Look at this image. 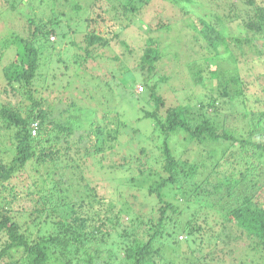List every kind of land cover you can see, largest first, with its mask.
Segmentation results:
<instances>
[{"label":"trees","instance_id":"trees-1","mask_svg":"<svg viewBox=\"0 0 264 264\" xmlns=\"http://www.w3.org/2000/svg\"><path fill=\"white\" fill-rule=\"evenodd\" d=\"M28 1L34 6L25 15L20 5ZM135 1L0 0V24L8 27L0 35V84L4 83V96L0 94V264H216L219 252L224 253V258H218L222 264H264V196L259 192L264 189V104L257 108L249 102L250 93L264 94V0H223L212 7L203 0H172L182 12L175 26V14L168 18L163 10L157 13L161 16L158 30L169 27L178 36L170 45L172 58L178 59V48L191 38L186 39V29L196 33L190 39L196 58L186 44V65L191 69L186 85L192 79L197 87L207 88L210 79L218 83L217 88L204 89L168 107L158 89L159 82L170 77L156 78L157 64L165 56L163 47L154 36L137 43V35L129 31L133 22L127 14L141 12ZM204 6L211 12L200 14L197 9ZM108 47L116 52L105 55ZM119 47L124 50L117 53ZM122 54L128 56L129 69L141 72V92L138 78L130 89L118 88L125 87L117 80L123 75ZM107 63L111 68L98 70ZM247 63L253 73L247 72L249 65L246 71L241 68ZM250 76L256 78L250 80ZM56 82L64 91L58 109L45 97ZM77 82L87 104L76 97ZM109 87L121 91L120 102L125 100L134 114L141 113L138 120H149L148 136L142 134L141 124L135 130L118 103L104 104ZM11 94L15 100L7 101ZM144 99L147 104L140 105ZM229 99L237 103L225 107L226 114L243 117L240 128L228 126L225 115L219 118L224 113L222 103ZM233 106L240 109L232 110ZM129 125L134 134L139 131L142 138L159 142L154 146L158 155H153L145 137L139 140L145 146L138 144L130 155L121 152L112 162L107 160L121 129ZM179 141L210 144L214 147L210 155L217 156L214 163L220 168L212 179L206 170L199 171L200 179L192 174L198 190L188 198L178 174L184 172L186 177L193 168H181L174 149ZM235 148L238 154L230 162L225 158ZM151 158L162 159L163 173L148 185ZM28 165H33L37 178L28 185L27 205L22 204L24 197L14 179ZM224 165L227 169L222 170ZM94 168L119 175V187L156 195L162 203L158 222L141 218L133 210L134 202L117 212L115 201L106 205L87 176ZM137 172L140 175L124 178ZM170 190L180 195L176 202L169 200ZM187 206L192 210L188 219L177 221L178 228H165L168 211L179 219ZM23 213L32 222L44 216L57 231L46 236L31 231L27 222H21ZM241 236L251 240L246 257L235 255L238 248L231 247ZM116 237L119 241L112 242ZM198 251L206 253L198 257ZM228 254L234 260L228 261ZM173 255L179 257L176 263Z\"/></svg>","mask_w":264,"mask_h":264},{"label":"rangeland","instance_id":"rangeland-1","mask_svg":"<svg viewBox=\"0 0 264 264\" xmlns=\"http://www.w3.org/2000/svg\"><path fill=\"white\" fill-rule=\"evenodd\" d=\"M205 2V5H209V6H213L214 2H223V0H203ZM137 8H140V13L137 12H129L127 15L129 16L128 18L132 19V25L129 28V31L132 33H135L137 35V37H135L134 41L137 43H141L143 44V39L147 36H154V38L156 40H158L159 44L161 45V47H163V50L165 51V56L162 60L159 61V63L157 64V70L156 72L158 74H156V78L157 79H163L165 78V75L170 77V79H167L165 81H160L159 82V94L163 96L166 105L165 106H173V105H177V103L182 100V101H188L189 97H193L194 94H200V92H202V90L204 91V89H212L214 87L217 88V80L216 79H210L209 81L206 82L207 88L199 85L198 87L196 86V84H194V81L192 79L191 83H187V79L189 78V75L191 73V69H189L187 67V58L185 57V54L187 51L192 50L193 51V55L196 58L198 56V54L196 53L195 49H193V44L191 43L190 39H193V37H195L196 33L193 32L191 30L190 27H188L186 29V32L188 34L187 38H190L188 40L187 43H182V45L178 48L177 53H178V59L176 58H172L170 51L173 50L172 47L170 46L172 44V42H174V40L178 37L176 35V31L174 29H169L168 28H163V29H159L160 27V20H161V16L158 15L157 13L160 12L161 10H163L164 16L166 17H172L173 16V23L175 26V22L176 20H178L179 18H181L182 12H180L178 6L172 5V0H150L149 2H142L139 0L135 1ZM239 3V2H238ZM20 10L23 14L27 15L29 14L32 10H33V3H31V1H28L27 3L21 4L20 5ZM175 6V7H174ZM164 8V9H163ZM118 10V9H117ZM197 11L200 14H204V12H211V10H208L207 6L204 7H198ZM121 12H123V10H121ZM112 14V13H111ZM196 20V19H195ZM151 28V30L149 29ZM11 30V29H10ZM8 31V27L4 24H0V35H4L5 33H7ZM184 36V35H183ZM185 39V36H184ZM189 45L190 47L187 48L186 51V46ZM165 46V47H164ZM176 46V45H175ZM199 46V45H198ZM136 47V46H135ZM197 50L200 49V46L196 48ZM124 49L123 48H118V52H122ZM116 51L112 48V47H108L106 48V53L105 55H109L110 53H115ZM10 55H13V53H11ZM10 59L12 57H9ZM127 60H128V56L127 54H122L119 60V64L121 66V70L123 75L117 79L119 80L120 84H125V87H123L122 85H118V88L120 87V89H124L129 86H132V84L134 83V81L137 79L138 82H136V85L138 84H143L140 83L141 81V72L138 71H132L131 69H129V66L127 64ZM132 61V60H131ZM204 62H206V60H204ZM241 68H243V70H247L248 65L250 66L249 69L247 70L248 73H253L252 69H251V63H247L246 64H240ZM103 67L105 68H111V65L109 63L101 66L98 68V70L100 71ZM259 69L256 68V71ZM55 74L59 75V71L55 70ZM107 71V70H104ZM125 71H127L126 73H124ZM98 72V71H97ZM51 76V75H50ZM49 76V78H50ZM95 77L97 78V74L95 75ZM167 77V78H168ZM250 80H254L256 77L255 76H250L249 77ZM60 79V78H59ZM57 79V82L58 80ZM43 80V79H42ZM262 81L264 80V75L262 76ZM1 81V80H0ZM49 82H53L52 79H49ZM56 82V85L53 86L51 89H48L47 92L45 93V97L49 98L50 103H52L51 105L54 106L55 104V108L54 109H58L59 108V102L58 99L61 97L63 99V94L64 91L63 89H61L60 87H56L58 85V83ZM98 82V80H97ZM253 82V81H252ZM41 83V82H40ZM103 83V82H101ZM55 84V83H54ZM76 89L79 93V95H77L78 93H74L72 92L78 99L82 98V102L83 105L84 103H88L89 100L85 99L83 96L84 94L82 93L81 89L79 90L78 85L79 83L77 82L75 84ZM138 85V86H140ZM144 85V84H143ZM137 86V87H138ZM3 87H4V83L2 82L0 84V94L2 96H4V94L2 93L3 91ZM117 87V86H116ZM136 87V88H137ZM44 88L46 89V87L44 86ZM126 92H128V90H126ZM183 89L185 90V92H183ZM71 92V90H70ZM121 92V91H120ZM120 92L119 90L116 91V88H112L109 87L108 91L107 89L105 90L104 96H105V100L106 102L104 103L105 105H114L116 103L119 104V107L121 110H124L125 112V118H127L130 123L132 124V126L135 128H139V125L141 124L142 126V134L144 135H149L150 134V127L149 125L147 126V124H149V120L148 119H143V120H138V116H141V113L138 115L137 113L134 114V109L132 106L127 105L126 101L124 100L122 103L120 102L122 100V97H120ZM70 93V94H72ZM83 94V95H82ZM185 94V95H183ZM107 96V97H106ZM127 96V95H126ZM130 97H132L130 95ZM129 97V98H130ZM133 98V97H132ZM5 99V98H4ZM7 99H11V100H15L14 95L11 94L9 97H6ZM143 99V98H142ZM249 99L251 102V105L256 104L257 108H259L261 106V104H264V94L260 95V94H255L253 95L252 93H250L249 95ZM128 100V99H127ZM8 101V100H7ZM130 101V100H128ZM145 101V102H144ZM143 103L141 101L140 105H144L147 104L146 99H144ZM227 103H222V109H224V113L221 112V114L219 115V118H222L224 115L226 116V118L228 119V126H234L236 127V124L239 126V128L241 126H243L244 120L243 117L239 116L236 119L234 118V116L228 115L226 114V112H228L227 110L225 111V107L228 108V106H232L234 103H237L236 101H234L233 99H229L227 100ZM136 102V101H135ZM230 102V103H229ZM132 104H134V100H132L131 102ZM181 103V102H180ZM136 105L139 104L138 102L135 103ZM242 107V105L240 106ZM240 107L238 106H233L232 110H239ZM223 114V115H222ZM215 116V115H214ZM218 119V117H217ZM239 120V122H237L236 120ZM138 120V121H137ZM139 121H141V123H139ZM131 130V131H130ZM133 128L130 129V125L128 126V129L126 128H122L120 133H119V137H118V141L117 143H113L112 145H114V147H116L115 151L107 154V157L109 159H107L108 161H113V156L116 154L117 156H121L123 152H127V155H130L133 152V149L135 147H138V144L140 146H145V142L148 143V145H150L148 148L153 150V155L156 156L158 155V150H155L156 147L155 144L159 143L156 142L154 143L152 140L149 141V139H147V136H144L143 138L140 136V132L136 131L135 134L132 132ZM146 137V139H145ZM145 139V142H142V144L139 143V140ZM161 139V138H160ZM154 145H152V144ZM215 146H219L220 143H214ZM147 145V146H148ZM224 146V145H221ZM214 147L210 146V144L208 143H203L202 145L198 144V143H192V142H184V141H179L176 144V154L177 156H179V162L182 167L187 168V170L189 168H193L192 170L189 171V174H187L188 176H184L183 173L181 172L178 174L179 177H181L185 183V187H184V193L186 194L184 198H188L190 194L195 193L196 190H198L196 184H194V180L192 177L195 173L196 178L200 179L202 174V170H206L207 173H209V178H214L216 177L217 174H220L218 170H220V168L214 163L215 159H217L216 157H211L210 154L214 155V149H212ZM138 151V148L136 149ZM235 151L231 150L230 154L227 158L230 160V162L232 161L233 156H237L238 152L236 150V148L234 149ZM122 152V153H121ZM6 156L8 157V151L6 153ZM222 157V156H220ZM185 159H189L190 161H186ZM150 161V165L149 167L152 169V172H150L148 175L149 177V181L148 178H146V181H148V185L152 184L153 182H155L156 180H158L160 178L159 174H162L163 171L160 168V166H162V159H149ZM229 162V163H230ZM131 164H134V162H132ZM187 164V166H186ZM194 164H196L194 166ZM215 164V166H214ZM33 165H28V167L26 168V170H22L20 173L18 172L16 177H15V184H17L20 189V192H22L24 200H22V204H26L27 202H29V200L27 199V188L28 185L31 184V182L36 180V175L35 174V169L32 167ZM225 167H221V169L223 170L224 168L227 169V166L224 165ZM181 168H178V170H180ZM197 168V169H196ZM231 168L232 167H228ZM199 169V170H198ZM196 170V171H195ZM198 170V172H197ZM201 170L200 174L199 171ZM235 171H238V169H236ZM194 172V173H193ZM121 174V173H120ZM186 174V173H184ZM193 174V175H192ZM140 175L139 172L137 173H132L129 174L128 176H125L124 178H129L131 176H138ZM90 179V184H92V187H96V194H101V196H103L102 201H107L106 205H108L109 203H113V201L116 202V209L114 210L115 212H117V210L119 209H125L127 208L128 205H131V202H134L133 205V210H135V212L144 220H146V222H153L154 224L158 222V219L160 217L159 214V207L162 205V203H160L158 201V199L155 196H152L148 193L147 190L144 191H137V190H127L126 187H119V175L117 174H113V173H109L106 170L103 169H98V168H94L92 169V171L90 172V174L87 175ZM223 176V174H222ZM18 177V178H17ZM223 179V177L221 178ZM151 180V183H150ZM105 186H109L110 189L105 188ZM103 188V189H102ZM112 188V189H111ZM114 188V189H113ZM107 189V190H105ZM167 189V188H166ZM168 190V189H167ZM211 192H213V186H211V188L209 189ZM242 190V188L238 189L237 192H240ZM171 192V193H170ZM174 192L175 191H169V193L167 194L169 196V200L176 202V199L179 198V196H174ZM260 192V196H264V189L259 191ZM134 196V197H132ZM29 197V196H28ZM201 198V197H199ZM255 200H258L257 196L254 197ZM183 199V198H182ZM26 200V201H25ZM184 201V199L182 200ZM187 201V200H185ZM180 203V202H179ZM178 203V204H179ZM183 203V202H181ZM99 204V203H98ZM185 206L188 205V202L184 203ZM28 205V203H27ZM30 208V207H29ZM214 211L213 209H210V212ZM114 212V214H115ZM131 212L133 213V211L131 210ZM192 210L188 209V206L184 209V215L179 216L180 214H178V218L176 217V213L174 212H169L168 211V217H169V222L167 221L166 224L164 225L165 228H178L177 227V221H180L182 219H188V217L190 216ZM194 213V212H193ZM128 216H131L130 214H128ZM185 216V218H184ZM21 222L25 223L27 222V226L30 228L31 231L33 232H38L39 234H41L42 236H46L49 235L50 233H54L56 230L54 224H52V222L47 221L44 219V216H42L39 219H42L41 221H37L34 220L32 222L33 218H29V214L27 213H23V216H21ZM43 219L45 220V222L43 221ZM176 219V220H174ZM26 220V221H25ZM173 220V221H172ZM126 221H127V217H126ZM164 228V227H163ZM164 228V229H165ZM166 231V230H163ZM184 234V232L182 233ZM186 235V234H185ZM119 241V239L116 237L112 242H117ZM251 240L248 239L246 236L242 237L241 236V240L240 242H234L232 244L231 247L233 248H238L237 253L235 255L240 256V254L242 255V257H244L247 253V247L250 245ZM184 248H187L184 246ZM241 249H244V252L241 253ZM206 253L205 252H201L198 251L196 254L198 257H202L204 256ZM220 254H218L217 258H216V264H222V260L218 261V258L221 256L224 258V253L223 252H219ZM174 256V255H173ZM226 256V255H225ZM234 255H230L228 254V261L233 259ZM226 257V258H227ZM246 257V256H245ZM179 257H177L176 255L174 256L175 259V263L177 262V259ZM234 260V259H233ZM218 261V263H217ZM229 264V263H227Z\"/></svg>","mask_w":264,"mask_h":264},{"label":"built area","instance_id":"built-area-1","mask_svg":"<svg viewBox=\"0 0 264 264\" xmlns=\"http://www.w3.org/2000/svg\"><path fill=\"white\" fill-rule=\"evenodd\" d=\"M143 90V87L142 86H138V88H137V91L138 92H141ZM36 131L35 130H33V133H35Z\"/></svg>","mask_w":264,"mask_h":264}]
</instances>
